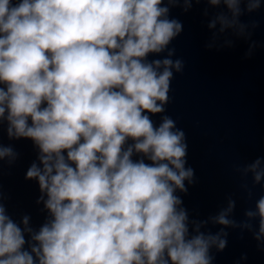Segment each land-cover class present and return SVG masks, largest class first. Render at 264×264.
Wrapping results in <instances>:
<instances>
[{
    "label": "clouds",
    "instance_id": "9594fccd",
    "mask_svg": "<svg viewBox=\"0 0 264 264\" xmlns=\"http://www.w3.org/2000/svg\"><path fill=\"white\" fill-rule=\"evenodd\" d=\"M206 2L226 9L208 24L219 25L209 48L226 30L250 38L239 18L262 0ZM192 3L0 0V123L10 139H30L38 149L39 164L25 178L38 182L37 203L48 213L38 230L27 215L18 224L0 196V264H213L211 249L227 245L225 228L264 243V194L242 221L232 218L231 196L217 215L189 219L176 195L194 181L185 133L167 115L156 126L146 114L165 111L174 71L184 67L168 49L183 28L169 19L170 8L187 11ZM165 50L163 59L148 60ZM16 156L0 146V160ZM235 172L248 200L264 188V159ZM209 223L222 227L201 231Z\"/></svg>",
    "mask_w": 264,
    "mask_h": 264
}]
</instances>
